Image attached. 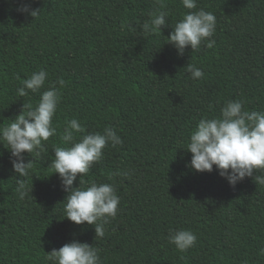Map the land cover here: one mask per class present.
I'll use <instances>...</instances> for the list:
<instances>
[{
    "label": "trees",
    "instance_id": "trees-1",
    "mask_svg": "<svg viewBox=\"0 0 264 264\" xmlns=\"http://www.w3.org/2000/svg\"><path fill=\"white\" fill-rule=\"evenodd\" d=\"M20 2L0 0V128L58 78L65 83L56 84V135L25 153L23 200L0 144V264H51L48 253L74 239L99 249L101 264H264V185L246 177L230 186L215 167L195 172L185 150L199 120L219 117L229 100L264 112V0H196L193 10L181 0H28L35 17L20 14ZM200 9L216 18L215 44L178 55L167 37ZM160 11L169 26L145 34L140 26ZM188 64L203 78L194 80ZM41 69L45 85L19 96L22 81ZM73 118L84 129L77 140L112 127L123 141L107 145L81 177L83 186L112 184L120 199L103 238L65 218L67 193L50 165L56 147L71 146L61 136ZM179 229L197 237L186 252L168 241Z\"/></svg>",
    "mask_w": 264,
    "mask_h": 264
},
{
    "label": "clouds",
    "instance_id": "clouds-1",
    "mask_svg": "<svg viewBox=\"0 0 264 264\" xmlns=\"http://www.w3.org/2000/svg\"><path fill=\"white\" fill-rule=\"evenodd\" d=\"M181 3L189 10L197 8L196 0H181ZM16 10L31 17L39 12L28 0H21ZM149 15L150 20L140 26L145 34L157 30L161 32L163 27L169 26L166 11ZM172 29L167 43L177 50L178 55L182 56L189 47L196 51L202 42H206L208 48L215 44L209 38L215 33L216 18L204 9L187 12ZM187 72L194 80L204 76L203 71L192 64L187 65ZM47 77L46 70L33 72L22 81L23 86L17 89V94L24 97L29 94L28 90L39 92ZM64 83L62 78H58L48 90L42 92L34 108L30 107L26 114H19L9 125L0 128V144L6 143L8 146L21 200L29 195V189L22 179L28 176L31 168V160L25 162V153L31 156L35 149L42 146V142L56 135V129L52 126L60 98L56 84L63 87ZM83 131L77 119L66 121L61 139L71 146L56 147L50 165L53 174H58L62 190L67 193L63 200L66 201L63 206L65 218L76 225L87 223L94 226L95 238H103L104 225L110 218L116 217L120 199L112 184L91 182L89 186H83L81 177L101 160L107 145L115 147L123 141L112 127H106L103 134L89 133L77 140L76 133ZM185 150L192 154L187 167L195 172L210 173L215 167L230 186L234 187L246 177H252L256 184L264 185V174L253 175L257 170L264 173V112L245 110L241 101L229 100L221 108L219 117L199 120ZM78 175L79 186L74 187ZM112 175L126 173L116 172ZM196 240V235L186 229L171 231L168 236L169 243L180 252L193 247ZM46 259L51 264H101L99 249L75 239L58 250L53 248Z\"/></svg>",
    "mask_w": 264,
    "mask_h": 264
}]
</instances>
